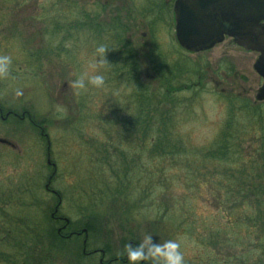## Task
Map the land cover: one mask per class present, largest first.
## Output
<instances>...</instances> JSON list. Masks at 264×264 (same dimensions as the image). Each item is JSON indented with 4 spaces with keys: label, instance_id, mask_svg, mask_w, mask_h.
Wrapping results in <instances>:
<instances>
[{
    "label": "rangeland",
    "instance_id": "rangeland-1",
    "mask_svg": "<svg viewBox=\"0 0 264 264\" xmlns=\"http://www.w3.org/2000/svg\"><path fill=\"white\" fill-rule=\"evenodd\" d=\"M165 1L0 0V55L12 57L8 76L0 77V105L5 113H26L24 121L12 114L7 122L0 118V140L13 145L0 142V208L5 206V215L0 216V264H129L126 246L135 247L148 235L154 243L170 239L180 243L185 264H262L264 248L258 246L264 240V226L254 223L258 204L249 201L253 207L244 210L232 204L234 198L229 202L225 191L224 180L240 168V161L219 165L203 160L230 107L226 99L232 94L223 92L230 85L220 67L228 58L226 43L203 62L218 68L219 76L211 78L208 72L194 87L197 95L195 90L180 95L183 103L174 119L187 150L178 163H156L143 146L150 137L140 141L137 133L113 126L134 114L135 92L129 78H121L117 70L113 38L97 31L100 28L89 19L96 18L101 30L113 29L115 23L119 30L126 24L119 21L123 18L129 22L127 37L136 24L138 76L153 97L155 88L161 87L151 62L157 49L153 32L169 67L201 60L179 48L172 13H163L158 21L150 17L159 14L157 6ZM100 46L108 49L103 65L97 63ZM210 57L219 60L208 61ZM187 69L192 73L194 68L187 64ZM84 72L103 74L104 86L73 89L71 82ZM191 75L183 79L190 86L199 81L193 75L189 80ZM238 119L245 131L241 150L248 157L245 170L256 168L260 153H253L254 158L250 150L261 146L256 139L264 136V117L262 122L245 114ZM121 157L139 165L132 170L135 180L128 176L133 186H119L114 179L107 160ZM156 164L160 174L152 181ZM248 181V186L254 182ZM261 181L264 185V176ZM57 206L58 216L74 224L71 233L83 231L87 223L93 230L86 229L71 248L51 240V226L59 233L65 224L51 222ZM203 235L215 238L207 249L200 242ZM85 240L87 257L81 255ZM56 242L62 251L52 252L51 243Z\"/></svg>",
    "mask_w": 264,
    "mask_h": 264
},
{
    "label": "trees",
    "instance_id": "trees-1",
    "mask_svg": "<svg viewBox=\"0 0 264 264\" xmlns=\"http://www.w3.org/2000/svg\"><path fill=\"white\" fill-rule=\"evenodd\" d=\"M157 7V12L159 14H155L154 12L152 15H150V17H152L155 21H158V18L161 17L163 13H167L163 5H159ZM165 16L168 15L165 14ZM95 19H89L88 23L96 24V26L100 28H97V31H99L101 34L103 31L111 35V37L113 38L112 40H114L113 45L115 44L114 50H120V60L116 62L118 60L117 58L115 61L116 64L120 63V66L117 67V70L121 71V78H127V80L129 78V82L135 92L131 93L134 98V102L132 101V103H135V107L133 106L134 114L129 119H120L118 124L113 126L122 125L123 128H119V130L123 129V131L125 130L124 132L137 133L138 136L136 137H139L140 141H142V138H147L149 140L150 137L151 140L147 142V145L143 144V146L145 150L147 149V151H150L152 153V158L155 159L154 161L156 163L158 162L161 165L160 161L166 160H170L172 163H178L183 158V156L186 155L184 154L186 153V148L183 146L184 143L177 135L176 127L178 124H175V121L177 119H174V116H176V114L179 112L178 108H180L179 106H181V104L183 103V98H181L180 95L184 94V92H191L193 90H195V95L198 94V91L194 88L196 86L195 83L190 86L185 81H183L185 77L187 78L191 74L194 76V78H196L198 74L196 63L187 60L185 64L183 62H179L175 66L169 67L166 64V59L162 54L161 45L155 40V35L153 32L152 41L154 46H157V49L154 51L155 53H151V62L153 63V69L155 70V72H158L159 77L157 78V81L159 82L161 87L160 89L155 88L157 90L153 93L152 97L148 84L142 82L138 76L140 70V65L138 63L139 49L138 46L135 47V49L131 48L128 42L129 39H127L128 37L126 36V34L129 32L128 30L130 29V27L126 25H120V29L118 30V26L115 23L113 29H109L110 27H108L107 29V27H105V30H101L100 22ZM155 21H153L154 25H156ZM160 21L164 23V21ZM160 60L162 61V63L160 62ZM187 64H189V66L191 65L194 68V73H190L188 69L186 70ZM188 72L190 73L189 75H187ZM193 76L189 78V80H192ZM151 80H153L154 82L156 78H153ZM189 80H187V82ZM164 88L166 90H164ZM152 98L154 99V101L152 100ZM226 100L228 106H230L228 109L227 117L223 123L222 129L211 143V148L209 147L207 149V152H204L203 160L218 162L219 165L231 164L232 162L240 161V164L238 165V167L240 168L236 171L231 172L230 176L225 178L224 180L226 186L225 191L228 197L226 198L231 203L234 198L232 204L240 205L242 208H244V210H248L250 207H253L252 205L254 203H257L258 208H260L259 211L256 210L257 215L259 214V218L256 217L257 220H255L254 223L256 224L260 221L264 226V199L262 197L264 194V185L261 181L262 177L264 176V136L256 139L257 147L258 145H261L260 148H251L250 150L252 155L253 153H260V161L263 162L262 166L259 167L260 161H258L253 155L255 158L254 162H256L258 166L256 168L252 166L253 168L251 167V169L245 170L246 164L248 163V157H244L243 153H241V150L244 148L243 141L245 137L243 132L245 131L238 119L239 115L245 114L246 117L250 116L252 118L254 117V119L259 118V120H261L260 122H262V118L264 117V107L251 109L245 103L244 99L239 97H228ZM165 103H169L170 107H164L163 104ZM263 127L264 126L262 125V128ZM126 137H129L127 141H131L133 139V136H125L124 138L126 139ZM111 139H114V137ZM253 147L255 146L253 145ZM126 158L127 157H121L120 159L118 158V160L112 159L114 160L112 162H109V159L107 160L112 168V171L117 177H114V179L118 180L119 186H133L132 183L129 182V177H132L131 179L135 180L136 173H132V170L139 167L138 163H136L134 159L132 160V162H129L131 165L130 167L129 163L125 162ZM159 164H156V173L150 174L152 181L154 176L160 174ZM138 176L140 181L142 175ZM248 180L254 181L251 182V186H248ZM249 201L250 203L252 202V205L249 203ZM51 219V222L54 224L60 222V220L54 218ZM71 225L74 228V224L70 222L66 225V228L62 229L59 233H56L54 227L51 226L49 232L52 236L51 240L57 241L62 247L69 246L71 248V243L74 242L73 240L84 235L83 233H80L78 231H73L71 233ZM84 228H86L89 232L93 231L88 223ZM214 239V236L209 239L203 235L202 237H200V242L202 246L207 249L211 246V240L214 241ZM57 242L54 245L51 243L52 252L62 251ZM259 242L260 244L258 247L264 248L263 238L260 239ZM87 247L88 242H86V245L83 246V249L86 248L87 251ZM256 249L258 248L256 247ZM77 254L79 255L78 252ZM81 255L85 257L88 256L84 251L83 254L81 253ZM262 264H264V260Z\"/></svg>",
    "mask_w": 264,
    "mask_h": 264
},
{
    "label": "water",
    "instance_id": "water-1",
    "mask_svg": "<svg viewBox=\"0 0 264 264\" xmlns=\"http://www.w3.org/2000/svg\"><path fill=\"white\" fill-rule=\"evenodd\" d=\"M174 12L177 41L192 53L210 50L226 36L247 45L264 28L258 27L264 21V0H177ZM258 98H264V89Z\"/></svg>",
    "mask_w": 264,
    "mask_h": 264
},
{
    "label": "flooded vegetation",
    "instance_id": "flooded-vegetation-1",
    "mask_svg": "<svg viewBox=\"0 0 264 264\" xmlns=\"http://www.w3.org/2000/svg\"><path fill=\"white\" fill-rule=\"evenodd\" d=\"M175 2L171 5L170 0L165 1L162 5L164 6L165 11L167 14L172 13V17L175 18ZM121 8V7H120ZM127 8V7H126ZM117 15V13H115ZM117 16H115V21H117ZM121 22H125L126 26H128V21L123 20V18H120ZM107 22V21H106ZM173 22L175 23L174 19ZM133 24V23H131ZM123 26V23L120 24ZM133 32L128 35V42L131 46V48L135 49V47L138 46L139 41L136 37V29H135V23ZM258 27H264V21L258 25ZM146 36V34H143ZM226 43V45L231 49L232 54L229 52L230 49L226 50L225 56L226 58L224 62L220 65L222 71L224 72V81L229 82L230 89L226 88L223 89V92L231 93L232 95H229V98L239 97L243 98L245 103L251 108V109H258L264 107V98L259 99L258 96L264 89V28H261L254 32V38L252 40L247 41V45H240L238 44L232 37L226 36L225 40L216 45L214 48L202 51L199 53H196L200 56L201 60L196 64L197 65V78L198 83L196 86H200L202 83L200 80L204 79L206 77L207 73H212L211 78L214 76H219V69L218 68H212L208 64L206 66L204 62V58L207 59L205 56L209 53L211 55H214L212 52L217 46H221V44ZM256 46V47H253ZM180 48V47H179ZM182 49V48H180ZM117 53L118 62L120 60V50H115ZM183 52H185L182 49ZM186 53V52H185ZM237 54V55H235ZM212 60H219L218 58H211L208 61ZM210 63V62H209ZM117 74H119L117 72ZM223 84L225 82H222ZM200 84V85H199ZM217 85H221L220 82L217 83ZM241 90V91H240ZM240 91V92H236ZM224 92V93H225ZM5 108L0 105V118L3 122H7L9 120V115H14L18 117L20 120L24 121L26 113L24 112L22 115H19L12 110H8V112H4ZM29 117V116H28ZM30 119V118H29ZM2 144H6L8 146H13L9 142L7 143L4 140H0ZM6 204V202H3ZM58 207L55 209V213L52 214V218L57 220H62V222H65L64 226L58 229V232H60L61 229H65L66 225L70 222L67 221V219H63V217L58 216ZM5 215V206H2L0 208V216ZM67 223V224H66ZM97 253V252H96ZM101 264H103L101 262Z\"/></svg>",
    "mask_w": 264,
    "mask_h": 264
},
{
    "label": "clouds",
    "instance_id": "clouds-1",
    "mask_svg": "<svg viewBox=\"0 0 264 264\" xmlns=\"http://www.w3.org/2000/svg\"><path fill=\"white\" fill-rule=\"evenodd\" d=\"M106 49L100 46L97 49V63L103 65L105 61ZM12 57L9 55H0V77H7ZM105 84V76L98 72H84L77 76L71 82V87L75 90L86 91L89 86L94 88H102ZM20 93H17L19 95ZM181 245L174 239L166 240L163 243H154L152 236H145L143 242L136 245L126 246L127 258L129 264H185L184 254L180 250Z\"/></svg>",
    "mask_w": 264,
    "mask_h": 264
}]
</instances>
